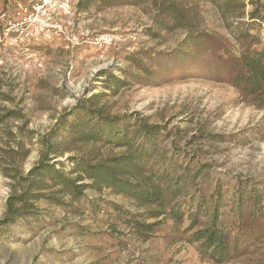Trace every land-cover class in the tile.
Listing matches in <instances>:
<instances>
[{
  "label": "rangeland",
  "instance_id": "1",
  "mask_svg": "<svg viewBox=\"0 0 264 264\" xmlns=\"http://www.w3.org/2000/svg\"><path fill=\"white\" fill-rule=\"evenodd\" d=\"M79 1L53 9L41 0H0V15L7 12L0 17V219L15 182L4 170L26 174L40 158V136L79 102L92 116L123 118L129 132L160 125L151 161L166 156L175 174L205 165L182 198L204 193L211 204L222 192L232 234L237 180L255 186L262 202L252 215L242 210L240 254L216 263L189 241L201 225L187 231L188 212L181 223L141 234L129 218L146 207L92 185L64 204L38 200L35 216L1 226L0 264H264V106L230 82L234 56L264 47V0ZM74 118L59 129L60 150L50 156L65 171L74 164L69 156L104 161L129 150L69 140ZM21 140L25 157L14 151Z\"/></svg>",
  "mask_w": 264,
  "mask_h": 264
},
{
  "label": "trees",
  "instance_id": "2",
  "mask_svg": "<svg viewBox=\"0 0 264 264\" xmlns=\"http://www.w3.org/2000/svg\"><path fill=\"white\" fill-rule=\"evenodd\" d=\"M83 2L84 0L79 1L80 7ZM3 13L7 15L6 11ZM254 15L252 11L250 13L252 19L256 17ZM1 31L4 33L3 28ZM234 60L236 66L230 78L231 84L242 96L250 98L257 106L263 107L264 47L262 49L247 47L239 56H234ZM81 110L84 116L81 115ZM100 111L97 110L92 116L93 111L79 102L74 109L61 115L50 131L40 136L39 143L42 145L40 158L26 174L18 172L17 169L14 174L4 170V174L11 175L15 182L10 183L11 191L7 196L0 227L21 218L35 216L38 200L48 199L51 202L64 204L65 196L77 200L89 186L111 187L115 192L129 196L146 207L140 216L129 218L137 232L141 234L151 232L154 227L167 220L181 223L188 212L191 221L186 230L191 231L201 225L192 232L189 241L197 243V249L203 258L224 263L237 257L240 254L241 235L245 227L243 212L250 208L252 215L255 207L262 202L260 194L256 193L257 188L237 180L238 189L234 196V207H238L239 220L235 221L238 230L232 234L224 223L223 209L226 204L222 201V192H218V198L211 204H208L204 193H194L182 198V194H186L190 184L203 171L205 165L200 164L195 174L186 169L175 174L173 172L175 168L171 163H167L166 156H163L159 162L151 161L152 152L157 147L160 125L137 124L138 128L129 132L123 118L102 115ZM70 116L75 117V122H78L69 129V140L105 141L107 144L126 146L130 151L104 161L69 156L67 160L74 164L70 171H65L64 161L51 162L50 156L59 152L56 138L60 133L59 129L65 126ZM27 137L29 140L32 139V135ZM138 137L141 138V142L134 141ZM24 145L23 140L17 142L15 153L24 151ZM28 152V149L25 150L22 157ZM58 164L61 167H58ZM75 173L77 175L73 176ZM85 178L91 179L92 182H80ZM194 205L196 210L191 212ZM148 218L158 220L148 223L146 221Z\"/></svg>",
  "mask_w": 264,
  "mask_h": 264
},
{
  "label": "built area",
  "instance_id": "3",
  "mask_svg": "<svg viewBox=\"0 0 264 264\" xmlns=\"http://www.w3.org/2000/svg\"><path fill=\"white\" fill-rule=\"evenodd\" d=\"M33 1H36V0H32V2ZM42 2H43V4L44 5H49L50 7H52L53 9H56L57 8V6L59 5L60 7H64V6H67L68 5V2H69V0H41ZM54 1V2H53ZM6 16V14L5 13H2L1 15H0V17L1 18H3V17H5ZM13 22H9V25H10V27H8L7 28V30H8V32L10 31V29H11V26L13 25H15V24H12ZM15 23V22H14ZM7 32V33H8ZM112 39H113V37L111 36V39L108 41V42H111L112 41ZM105 42H107L106 40H104Z\"/></svg>",
  "mask_w": 264,
  "mask_h": 264
},
{
  "label": "bare ground",
  "instance_id": "4",
  "mask_svg": "<svg viewBox=\"0 0 264 264\" xmlns=\"http://www.w3.org/2000/svg\"><path fill=\"white\" fill-rule=\"evenodd\" d=\"M110 39H111L110 36H105V37H104V40H106L107 42H108Z\"/></svg>",
  "mask_w": 264,
  "mask_h": 264
}]
</instances>
